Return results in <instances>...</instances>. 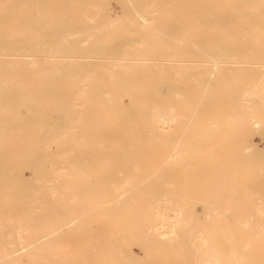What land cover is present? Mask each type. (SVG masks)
I'll list each match as a JSON object with an SVG mask.
<instances>
[{
	"label": "bare ground",
	"instance_id": "bare-ground-1",
	"mask_svg": "<svg viewBox=\"0 0 264 264\" xmlns=\"http://www.w3.org/2000/svg\"><path fill=\"white\" fill-rule=\"evenodd\" d=\"M0 264H264V0H0Z\"/></svg>",
	"mask_w": 264,
	"mask_h": 264
},
{
	"label": "rangeland",
	"instance_id": "rangeland-1",
	"mask_svg": "<svg viewBox=\"0 0 264 264\" xmlns=\"http://www.w3.org/2000/svg\"><path fill=\"white\" fill-rule=\"evenodd\" d=\"M115 6L114 5H110V7H109V11H110V13L111 14H115V13H117V9H116V7L114 8ZM115 9V10H114ZM115 12V13H114ZM131 244H132V251L134 252V253H136L137 255H138V253L140 254V256L144 253V250H142L141 248H140V246H139V244H138V242H136V240H134V241H132L131 242ZM134 248V249H133ZM136 249V250H135ZM141 251V252H140ZM150 253H151V251H150ZM149 253V254H150ZM151 254H153V252L151 253ZM155 256H156V254H155ZM157 257H158V255H157Z\"/></svg>",
	"mask_w": 264,
	"mask_h": 264
}]
</instances>
